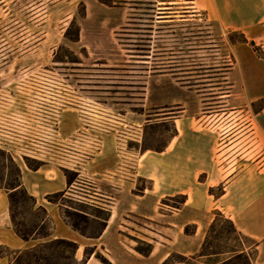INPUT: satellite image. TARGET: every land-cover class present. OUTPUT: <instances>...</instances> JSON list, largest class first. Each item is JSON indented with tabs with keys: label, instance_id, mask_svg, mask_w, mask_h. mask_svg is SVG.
<instances>
[{
	"label": "rangeland",
	"instance_id": "374dc122",
	"mask_svg": "<svg viewBox=\"0 0 264 264\" xmlns=\"http://www.w3.org/2000/svg\"><path fill=\"white\" fill-rule=\"evenodd\" d=\"M172 2L177 1L0 0V130L11 121L20 123L24 113L34 127L28 141L19 138L18 148H12L15 158L35 168L48 160V153L57 155L46 128L52 129L59 112L69 107L77 109L82 132L113 129L122 139L117 152L134 184L119 187L122 192L116 193L119 214L129 215L120 221L127 226L126 242L142 250L148 249L151 232L163 229L161 215L183 214L184 199L155 200L149 192L152 182L134 176V171L145 164L159 169L177 162L182 166L180 181L188 183L195 164L186 160L182 144L178 146V127L194 132L180 136L191 150L202 146L205 151L207 141L197 137L212 134L216 143L212 162L220 174L237 172L249 179L251 170L264 172V0H258L250 24L237 28L231 26V12H223V20L209 19L189 1ZM159 10H167L172 19L160 20ZM77 36L79 40L73 41ZM92 135L83 152L94 151ZM169 143L171 148L178 146L175 152L155 157ZM66 155L61 165L67 166L70 154ZM9 157L0 149L4 187L18 178V166ZM64 173L75 181L73 171ZM199 181H205V174ZM78 184L75 192L56 200L66 221L87 237H97L107 214L82 200L83 194L94 193L92 181L85 178ZM101 185L109 192L108 181ZM213 192L221 195L223 186ZM144 194L147 197L141 199ZM14 214L29 232L45 218L29 200H22ZM140 214L157 217L148 221ZM175 238L179 244L180 238ZM252 244L245 241L246 247ZM249 253L256 261L257 253L252 248ZM117 257L123 264H134L124 255ZM97 258L101 264H112L102 254ZM258 261L264 262V256ZM236 264L248 262L243 258Z\"/></svg>",
	"mask_w": 264,
	"mask_h": 264
},
{
	"label": "crops",
	"instance_id": "0c3cea01",
	"mask_svg": "<svg viewBox=\"0 0 264 264\" xmlns=\"http://www.w3.org/2000/svg\"><path fill=\"white\" fill-rule=\"evenodd\" d=\"M176 1L172 3L176 4L179 1L193 3L197 11H203L209 19L223 20V12H231L233 17L231 26L234 28L249 25L258 6V0ZM76 111L77 109L71 107L63 109L55 119V126L52 129L46 128L48 139L54 141L52 142L56 146L54 153L57 155L48 153V160H43L44 163L36 169H31L25 163L18 162L13 153V149L18 148L15 145L19 138H25L28 141L34 133L29 115L24 113L25 117L20 123L15 122L12 125L11 121L6 130H0V149L8 152L19 167L22 185L36 201L34 209L43 208L52 222L48 238L22 240L12 228L8 193L5 189H0V251L19 252L41 243L66 239L78 245L76 253L78 262L84 261L85 252L88 251L84 264H101L97 258L98 254L104 255L112 264H123L119 261L118 255H124L129 262L134 264H147L150 260L154 264H163L172 253L187 257L198 254L207 230L213 222V212L219 210L234 222L239 232L258 242L256 251L258 257L256 261L252 260V264H264L258 261L264 256V172L257 173L251 170L249 179L238 176L237 172L220 174V169L212 162L216 147L212 134L207 132L206 137H197L199 140L207 141L208 146L205 151L200 150L202 146L191 150L183 143L184 140H181L180 136L181 134L192 135L194 132L178 127V146L182 144L186 160L191 159V162L195 164L190 181L188 183L180 181L178 171L182 166L177 162H171L159 169L148 168L145 164L143 169L137 168L134 171V176L152 182V189L149 192L155 200L159 201L178 195L186 198V203L181 209L183 214L161 215L165 219V225L163 229L151 232L153 237L148 243L152 245L153 251L149 256H144L136 250V247L126 242L127 235L124 231L127 230V226L120 221L121 219L126 220L125 218L129 215L119 214V199L116 193L122 192L118 190L119 187L134 185L126 173L128 169L124 166L122 157L117 152V142L122 139L113 132V129L92 131L86 128V132H82L78 121L80 116L76 114ZM92 133H95L94 151L83 152L85 149L83 146L87 138L93 136ZM67 142H71L72 146H67ZM171 145L172 143H169L164 151L156 153L155 157L166 158L172 155L178 146L171 148ZM208 152H210V157H207ZM66 153L70 154L67 166L61 165L62 162L66 163L63 161L66 160ZM65 169L76 174V179L72 184L64 173ZM201 174H205L204 182L199 181ZM85 178L92 181L95 191L92 194H83L82 200L91 207L101 208L109 213V220L103 221L104 229L97 237H87L75 231L63 218L59 204L47 200L50 195L63 193L70 195L78 189L76 185H79L78 183ZM103 180L108 181L111 187L109 192L102 191L101 182ZM219 185L223 186V193L219 196L211 194V189ZM238 187H243V189L237 192ZM145 197L147 194L141 196V199ZM140 216L148 221H155L157 217L156 214H140ZM187 227H193L195 233L186 234ZM175 236L180 238L179 244ZM162 252L165 253L162 254ZM246 252L248 254L249 250ZM0 264H11V260L7 256H0Z\"/></svg>",
	"mask_w": 264,
	"mask_h": 264
},
{
	"label": "trees",
	"instance_id": "16d2710c",
	"mask_svg": "<svg viewBox=\"0 0 264 264\" xmlns=\"http://www.w3.org/2000/svg\"><path fill=\"white\" fill-rule=\"evenodd\" d=\"M163 9V8H162ZM160 15L162 16L160 20H168L172 18H167L166 11L167 10H159ZM79 36H77L76 40L78 41ZM156 69V68H155ZM12 160L11 157H9ZM31 168V169H36ZM18 170V178L17 180L11 184L9 187H4L0 185V189H5L8 193L9 203H10V217L12 228L24 241L37 240V239H45L50 236V231L52 229L51 219L48 217L47 212L41 208L42 212H44L45 218L41 220V225L38 226L35 232L26 231L23 228V224L17 222L16 214H14V208L17 205L21 204L22 200H29L33 204V208L35 207V199L28 194L25 188L22 185L20 176L21 172L19 167ZM71 184L74 181L68 179ZM211 194H214L211 189ZM66 193L63 194H55L47 197V200L51 203L57 204L56 198L59 195L65 196ZM184 199V204L186 203V198L183 195H178ZM37 210V209H36ZM107 215L104 218V221L109 220V213L104 211ZM66 221V220H65ZM68 225H70L75 231L80 234L86 236L84 232L74 223L66 221ZM186 234L192 235L194 234V230H189V227L185 229ZM213 240H226L229 242L236 243L235 245H227V246H217L213 243ZM250 240L253 242L252 246L246 247L245 241ZM140 242V241H138ZM238 243V246H237ZM258 247V242L254 239L242 234L239 232L234 224V222L227 218L221 211L216 210L213 212V222L211 223L207 233L205 240L202 244L201 250L198 254L187 257L178 253H173L166 259L163 264H236L238 260L245 258L248 264H252V256L250 253L247 254V250L251 249L256 252ZM78 250V245L70 240L66 239H58L52 240L49 242L41 243L36 245L35 247L19 251V252H7L5 250L0 251V256H7L11 260V264H84L85 260L88 257V251L85 252V259L82 262H78L76 259V253ZM136 250L144 256H149L153 251L152 245L148 244L147 250H142L139 247ZM175 261V262H172Z\"/></svg>",
	"mask_w": 264,
	"mask_h": 264
}]
</instances>
